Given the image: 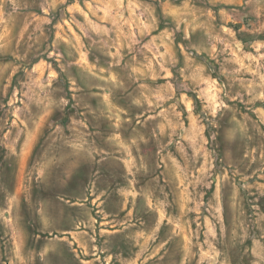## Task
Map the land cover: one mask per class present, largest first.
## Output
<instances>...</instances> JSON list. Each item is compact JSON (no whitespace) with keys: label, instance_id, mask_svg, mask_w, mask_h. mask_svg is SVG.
<instances>
[{"label":"rangeland","instance_id":"rangeland-1","mask_svg":"<svg viewBox=\"0 0 264 264\" xmlns=\"http://www.w3.org/2000/svg\"><path fill=\"white\" fill-rule=\"evenodd\" d=\"M0 264H264V0H0Z\"/></svg>","mask_w":264,"mask_h":264},{"label":"trees","instance_id":"trees-1","mask_svg":"<svg viewBox=\"0 0 264 264\" xmlns=\"http://www.w3.org/2000/svg\"><path fill=\"white\" fill-rule=\"evenodd\" d=\"M58 73L61 74L59 70H58ZM64 85H65V90L67 93V100H68L67 104H66V109H65V112L63 115V121L65 122L69 118V110H71V111L74 110L73 108H71V105H74V100L72 99L70 90L68 88V81H65ZM94 91H96V90H94Z\"/></svg>","mask_w":264,"mask_h":264}]
</instances>
